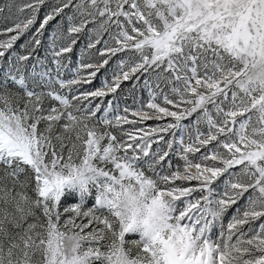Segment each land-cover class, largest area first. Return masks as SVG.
<instances>
[{
	"label": "snow or ice",
	"instance_id": "1",
	"mask_svg": "<svg viewBox=\"0 0 264 264\" xmlns=\"http://www.w3.org/2000/svg\"><path fill=\"white\" fill-rule=\"evenodd\" d=\"M0 264H264V0H0Z\"/></svg>",
	"mask_w": 264,
	"mask_h": 264
},
{
	"label": "rangeland",
	"instance_id": "2",
	"mask_svg": "<svg viewBox=\"0 0 264 264\" xmlns=\"http://www.w3.org/2000/svg\"><path fill=\"white\" fill-rule=\"evenodd\" d=\"M42 54H43V53H42ZM125 99H127V100H128V103L131 104V98H130V95H129V96H126ZM149 123H151V122H149Z\"/></svg>",
	"mask_w": 264,
	"mask_h": 264
}]
</instances>
